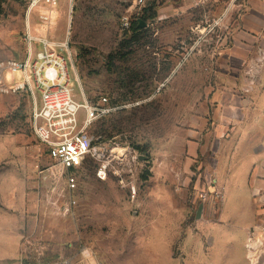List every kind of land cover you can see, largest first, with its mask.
<instances>
[{"label":"rangeland","instance_id":"1","mask_svg":"<svg viewBox=\"0 0 264 264\" xmlns=\"http://www.w3.org/2000/svg\"><path fill=\"white\" fill-rule=\"evenodd\" d=\"M149 7L155 15L143 28H123V18L140 20ZM260 8L264 0H60L33 9L0 0V64L23 60L28 36L35 50L47 40L68 60L77 102L105 96L118 108L85 129L103 158L87 159L70 191L34 135V100L0 91V264H264V178L250 181L245 198L239 164L237 182L228 181L224 159L220 183L212 148L200 147L213 126V95L247 94L249 83L239 82L248 79L245 45L255 46L251 62L264 45L254 35ZM261 78L264 63L248 93Z\"/></svg>","mask_w":264,"mask_h":264},{"label":"built area","instance_id":"2","mask_svg":"<svg viewBox=\"0 0 264 264\" xmlns=\"http://www.w3.org/2000/svg\"><path fill=\"white\" fill-rule=\"evenodd\" d=\"M25 1L33 9L40 5L54 8L60 0ZM138 4H143V0H138ZM49 12L51 11L42 15L43 20L50 18ZM130 22L131 18H123L122 26L125 30L130 29ZM26 41L28 51L23 60L0 64V91L26 94L34 100L35 108L32 113L34 135L47 146L50 160L56 168L62 171L68 189L74 191L77 187L76 174L86 160L89 158L102 160L104 153L103 147L96 145L94 137L85 129L98 119L115 112L118 108L112 106L105 96H101L96 104L77 102L70 87L68 60L52 50L56 45L47 40L37 39L41 49L35 50L33 41L36 39L28 36ZM68 59L71 61L69 53ZM263 63L264 45L256 50V56L252 62L249 59L243 64L249 83L243 88L244 93H248L252 89L253 76ZM17 74L20 76L18 79L15 77ZM36 94L39 95L40 104L37 102ZM82 112L84 118L80 121L79 117ZM114 159L118 164L123 165L126 157L117 154ZM107 170L108 165L102 163L97 171V177L100 180H105ZM125 186L131 197L135 198L137 190L133 182H127ZM200 199L205 203L208 194H201ZM25 264L36 263L27 262Z\"/></svg>","mask_w":264,"mask_h":264},{"label":"crops","instance_id":"3","mask_svg":"<svg viewBox=\"0 0 264 264\" xmlns=\"http://www.w3.org/2000/svg\"><path fill=\"white\" fill-rule=\"evenodd\" d=\"M250 10L253 11L252 8ZM260 13H262V20H264V8H260ZM247 17L245 22L248 25H245V27L252 34L251 29L253 27L250 24L252 23V19L251 17ZM254 35L256 37H264V22ZM245 46L246 48L248 47V50L244 62L249 60L253 52H255V46L252 47V44ZM232 49L233 46L231 49H227V52L233 54ZM246 81L243 79L242 82H239V87L242 88V85H245ZM261 85L264 86V78H261L256 91L245 94L242 100H239L234 92H219L214 94L211 99L216 103V109L212 118L213 126L211 129H207L208 132L205 135L201 136V138H204V142L200 147L207 150L210 147L212 148L210 158L215 166V177H217L218 182L220 181L221 183L224 176L223 174L221 177V174L217 172L218 166L223 163L224 159L225 165H229V170L226 174L228 181L232 179V181L237 182L238 180V176L233 175L232 171L235 169V164H239L237 170L244 171L245 186H235L243 194L246 193L245 198L252 197V190L249 188L250 181L253 179V181L257 182L259 178H264V91L263 89H261V92L258 91ZM238 133H242L243 137L233 140V136ZM210 136L212 141H209ZM206 156L207 153L203 154V158L208 159L209 156ZM222 212L223 209L219 215V221L222 217ZM252 213L253 211L251 215Z\"/></svg>","mask_w":264,"mask_h":264},{"label":"trees","instance_id":"4","mask_svg":"<svg viewBox=\"0 0 264 264\" xmlns=\"http://www.w3.org/2000/svg\"><path fill=\"white\" fill-rule=\"evenodd\" d=\"M154 15H155V9L152 8V7L147 8V9L145 10V14H144V16H143L142 19H140V20H136V21H133V22H132V20H131L129 31H130V30H132V31H134V32L139 31L141 28L144 27V20L147 19V18H153ZM143 179H144V180H147V179H148V175H144V176H143Z\"/></svg>","mask_w":264,"mask_h":264},{"label":"water","instance_id":"5","mask_svg":"<svg viewBox=\"0 0 264 264\" xmlns=\"http://www.w3.org/2000/svg\"><path fill=\"white\" fill-rule=\"evenodd\" d=\"M203 208V206H200V210Z\"/></svg>","mask_w":264,"mask_h":264}]
</instances>
